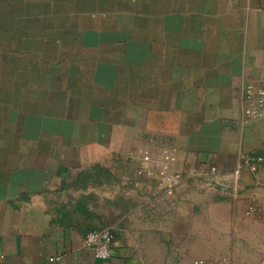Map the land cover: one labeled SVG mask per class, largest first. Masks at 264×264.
Segmentation results:
<instances>
[{"label": "crops", "instance_id": "crops-1", "mask_svg": "<svg viewBox=\"0 0 264 264\" xmlns=\"http://www.w3.org/2000/svg\"><path fill=\"white\" fill-rule=\"evenodd\" d=\"M0 33V264L264 260V183L235 178L264 154L244 94L264 74V0H0ZM165 147L185 177L166 194L136 176ZM101 226L107 259L84 245Z\"/></svg>", "mask_w": 264, "mask_h": 264}, {"label": "built area", "instance_id": "built-area-1", "mask_svg": "<svg viewBox=\"0 0 264 264\" xmlns=\"http://www.w3.org/2000/svg\"><path fill=\"white\" fill-rule=\"evenodd\" d=\"M264 72V71H263ZM245 113L264 121V74L260 82H249L244 90ZM155 141L154 138L150 139ZM177 158L176 152L170 147H165L154 154L150 149H145L139 156L141 166L136 169V176H148L155 180L157 187L163 193H169L180 187L185 182L182 173L172 170ZM248 168L256 177L259 185L264 183V154L259 151H251L241 154V160L235 170V178L239 177L242 169ZM205 181L208 185H220L225 187L227 181L220 175L215 165H210L205 172ZM262 206L257 196H252L249 212L257 211ZM115 229L112 226H101L89 230L84 237V245L93 250L95 257L107 259L113 254V241ZM50 260H54L51 257ZM181 264H213L203 258H195L184 261ZM259 264H264V260Z\"/></svg>", "mask_w": 264, "mask_h": 264}, {"label": "trees", "instance_id": "trees-1", "mask_svg": "<svg viewBox=\"0 0 264 264\" xmlns=\"http://www.w3.org/2000/svg\"><path fill=\"white\" fill-rule=\"evenodd\" d=\"M95 170H96V172L102 173L104 175H109L111 173L109 168H107L105 166H100V165L95 166Z\"/></svg>", "mask_w": 264, "mask_h": 264}, {"label": "rangeland", "instance_id": "rangeland-1", "mask_svg": "<svg viewBox=\"0 0 264 264\" xmlns=\"http://www.w3.org/2000/svg\"><path fill=\"white\" fill-rule=\"evenodd\" d=\"M4 37L7 38V35H5ZM4 42V38L2 37L1 33H0V43Z\"/></svg>", "mask_w": 264, "mask_h": 264}]
</instances>
